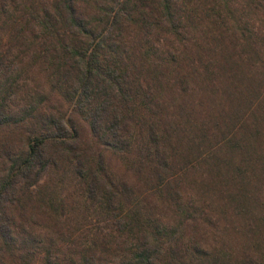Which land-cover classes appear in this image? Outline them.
<instances>
[{"label": "trees", "instance_id": "obj_1", "mask_svg": "<svg viewBox=\"0 0 264 264\" xmlns=\"http://www.w3.org/2000/svg\"><path fill=\"white\" fill-rule=\"evenodd\" d=\"M231 20L248 55L243 86L229 97V131L245 122L246 108L257 109L242 135L226 137L231 158L222 163L208 121L196 140H185L171 109L184 110L177 102L195 81L211 92L216 74L212 49L205 62L197 47L203 71L182 57L189 28L209 31L203 42H222ZM18 64L21 74L35 66V94L15 110L11 96L28 86L14 75ZM27 125L17 153L0 147V264H264V241L255 235L264 221L259 196H245V188L229 196L237 205L234 228L257 238L241 244L249 254L240 256L231 241L203 246L189 236L208 210L190 203L188 189L192 170L204 186L206 175L223 176L225 163L242 172L261 158L264 0H0V139ZM250 218L254 225L246 224Z\"/></svg>", "mask_w": 264, "mask_h": 264}, {"label": "rangeland", "instance_id": "obj_2", "mask_svg": "<svg viewBox=\"0 0 264 264\" xmlns=\"http://www.w3.org/2000/svg\"><path fill=\"white\" fill-rule=\"evenodd\" d=\"M240 1V0H238ZM80 4H83L80 2ZM238 5H234V9L237 8ZM243 13V12H242ZM241 13V14H242ZM237 16H240L237 14ZM260 15L247 17V14L244 15L247 19L257 18ZM256 20V19H255ZM256 29L258 30L260 28V24H258V21L255 23ZM230 28H232L229 33V35L224 37L221 41H218L216 38L214 39L212 36H210L207 41L203 42V35L208 34L209 31L206 29H199L197 30V27L195 29L189 28V34L187 35V39H190V42L186 46H181L179 49L181 51L182 57H189V60L193 59L192 70L196 69L197 67L200 70L203 69V64L199 61V54L197 52V47H200L201 54L205 52V62H210V60L207 58L209 56V53L207 52L208 49L211 50V54L215 57V64H216V73L214 76L210 77L208 80V87L210 85V90L207 95L205 94V91L202 89H199L200 87L197 86V82L195 81L190 88L189 93H184L181 99L178 100L177 104L184 107L183 109L179 110H173L176 113V115L181 120V128L179 130V133L181 134V138L185 137V140H191L193 138L194 140L197 139V129L201 128V125L203 124V121H208V123L205 124V130L206 134L208 133L210 137L211 144H216V152L220 155V158H222V163L226 162L225 160H229L231 156L228 157L227 153V147L225 146L226 143V137L231 138V136L235 133H240V135L245 132V128L243 124H245L248 120L252 119V116L256 112L257 109L256 105L253 104L251 107L246 108L243 113L241 114L243 117V120L245 122H239L236 127L232 130L231 127L233 126L230 121L229 117L233 115V105L229 102V97H232V94H234L235 88L243 86L242 83V75L243 70L247 69V60L245 59L244 55H248V53L244 52L242 47L240 45V41L237 39L234 40V29L235 27V21H232L229 23ZM262 32H259L260 35ZM191 34V35H190ZM217 37L221 38V31L215 32ZM212 35V33H211ZM193 39V40H191ZM172 39L169 41H166L167 46L170 47ZM210 41V43L207 42ZM205 43V44H204ZM198 44V46H197ZM179 47V46H178ZM14 54L16 53V50H11ZM207 52V53H206ZM242 58V60H241ZM30 60V59H29ZM188 60V59H187ZM189 60L187 62H189ZM30 63V61H29ZM28 64V63H27ZM185 64L186 61H185ZM190 64V63H189ZM19 70H17V74L15 73V77L21 79L23 82L26 80V84L28 83L27 87H21L15 89V93L11 96V100L9 101L10 106H16L15 110H17L18 106L22 107V105L27 103L28 98L30 96L28 94H35V81H34V74H35V66L31 65L29 67V73L21 74L19 71L21 70V65L18 64ZM194 66V68H193ZM25 66H23L24 68ZM197 78V77H196ZM20 80V81H21ZM245 82V81H244ZM246 83V82H245ZM194 88L195 91H191V88ZM24 88V89H23ZM198 88V90H197ZM49 91V88L47 87L46 92ZM187 91V90H186ZM33 94V95H34ZM169 99V100H168ZM167 99L168 104H172L171 102L172 96ZM174 103V102H173ZM54 101L49 106L45 107L46 110L51 111V108L53 107ZM240 115V116H241ZM247 120V121H246ZM228 123H227V122ZM226 124V125H225ZM221 129H218L217 127H220ZM32 127L30 125L25 126V128H17L15 131L14 129H6L4 133H2L1 139H0V147H2V144L7 145V149L10 150L12 153H17L18 150L23 146V140L21 139L23 136L28 134L29 130ZM86 129L84 130V141L87 142L91 139L87 124ZM222 130L225 132V135H223ZM227 132V134H226ZM232 133V135H231ZM216 136V139L214 138ZM233 137V136H232ZM189 140V141H190ZM187 141H185L186 143ZM192 143V142H191ZM260 147V145H259ZM197 149L195 147L193 151ZM206 149V147L204 148ZM208 149V148H207ZM221 149V151L217 150ZM194 153V152H193ZM261 158L259 159L258 164H254L253 166H256V168L251 169V166L247 165L243 169L242 172L232 169L228 164H223L222 175L219 177H215L217 180H214L212 177H208L206 175V185L201 184V175L199 178H197V171L192 170V172L189 173L188 177L189 179L192 178L195 180L193 186H191L189 189V194L192 196L190 198V203L194 204L196 202L197 206H200L203 208V206H206L207 212H204V215L201 217V214L199 213L197 217L199 218L196 221L197 229H190L189 236L196 237L199 244L203 246H209V245H216V246H225V244H228L229 241L234 243L235 250L240 256H243L245 253L244 249V243L247 242L246 245L250 246V242H256V239L253 236V232H248L246 235V232H244L245 236L238 230L235 229L234 226H237L236 224L239 222L236 220L235 224L233 219L236 218L233 217V219L230 217L231 213L235 211L237 212V205L233 203L229 196L232 195V193H235L239 190V188L246 189L245 196H255L260 197L262 199L261 201L264 202V137L262 136L261 141V149L259 151ZM196 155V154H195ZM238 156V154H237ZM111 161H113V165L116 167L118 165V161L114 156L109 157ZM240 157L238 156L236 158V161H239ZM3 155L0 157V163L4 161ZM221 164V162H220ZM237 165L241 166V163H235ZM235 166V165H234ZM118 170V169H117ZM122 173V172H121ZM201 174V172H200ZM208 174V173H206ZM188 175V174H187ZM199 176V175H198ZM194 177V178H193ZM226 177V179H225ZM46 179V177H43V182ZM129 179L133 180L135 182V179H133L129 175ZM193 180V181H194ZM200 182V183H199ZM205 188L204 191H206V195L202 196L200 194L201 189ZM35 185L31 188L33 192H35ZM203 190V189H202ZM80 193V192H79ZM193 194V195H192ZM78 200V198H77ZM227 209V212L226 210ZM224 210V214L222 211ZM264 210V208H263ZM257 212L260 213L258 210ZM168 215L171 213L167 210ZM234 214V212H233ZM261 215V214H260ZM29 216L27 217V219ZM243 223V221H241ZM255 224V220L251 219L246 220V224ZM262 229H256L255 235L259 237L260 242L264 241V221H262ZM225 232V233H224ZM245 241V242H244ZM243 244V245H241ZM249 247L246 246L247 249ZM239 248V251L237 250ZM249 254V253H245Z\"/></svg>", "mask_w": 264, "mask_h": 264}]
</instances>
